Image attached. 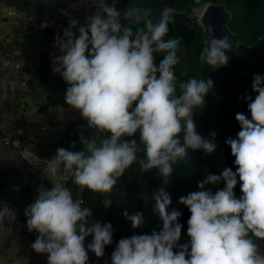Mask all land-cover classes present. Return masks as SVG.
Wrapping results in <instances>:
<instances>
[{
  "label": "clouds",
  "instance_id": "clouds-1",
  "mask_svg": "<svg viewBox=\"0 0 264 264\" xmlns=\"http://www.w3.org/2000/svg\"><path fill=\"white\" fill-rule=\"evenodd\" d=\"M145 15L142 8L117 9L115 0L111 4L99 0L96 12L82 25L71 18L62 35L55 36L58 54H53L52 72L67 84L64 102L95 134L81 135L80 150L56 149L43 169L52 187L37 185V195L24 209L27 230L38 233L30 247L47 254V264H87L89 251L104 257L105 246L113 241L111 224L93 221L91 208L73 198L67 181L71 179L81 192L87 188L109 193L138 163L141 173L155 168L167 184L173 166L189 149L205 155L216 149V133L203 138L193 119L194 109L205 105L213 81H178L174 66L180 41L165 39L170 14L165 11L156 23L145 20ZM121 19L145 21L144 27L133 32ZM208 32L198 59L217 69L228 63L226 52L232 45L227 36H213L211 27ZM160 52L167 54L157 64L154 53ZM252 92L254 98L244 96L250 118L237 113L240 131L225 141L235 157V171L225 168L220 175L206 174L198 190L179 198L190 212L187 242L178 243L181 214L167 211L171 197L160 188L153 208L162 221L160 231L120 238L111 264H264L253 239L264 240V77L254 76ZM136 134L138 139H125ZM140 152L143 158H138ZM220 180L222 189L213 193L206 188ZM238 183L239 197L234 192ZM123 216L134 229L144 223L143 212L129 215L125 210ZM15 218V210L0 203V224ZM88 236L92 239L85 246Z\"/></svg>",
  "mask_w": 264,
  "mask_h": 264
},
{
  "label": "trees",
  "instance_id": "trees-1",
  "mask_svg": "<svg viewBox=\"0 0 264 264\" xmlns=\"http://www.w3.org/2000/svg\"><path fill=\"white\" fill-rule=\"evenodd\" d=\"M107 3L111 4L113 0H108ZM206 3L221 5L226 10L227 17L224 24L237 47L249 52L254 45L264 41V0H166L162 4L174 10L169 12V32L165 39H179L180 41L176 52L179 60L174 66L178 81L186 82L189 78H210L213 81L212 90L205 96V105L201 109H194L193 119L198 133L203 138L211 139L209 134L211 132L216 133L214 140L216 149L208 155H205L201 150L193 151L189 149L185 159L173 166V172L169 176L167 184L164 183L162 177L157 175V169L154 168L151 171L141 173L139 164L134 163L118 179L117 185L113 187L111 192L107 193L105 199L96 198L95 192L87 188L83 192L77 191L78 186L69 180L66 186L72 191L73 198L82 197V207L91 208V219L99 221L102 225L110 223L113 228V241L110 245L105 246L104 257L97 264H105L106 258H108V264H111V253L120 238L129 237L133 234H151L153 230L160 231L162 221L158 213L153 211L155 205L154 194L160 188H164L171 197V203L167 211L176 210L181 214L178 217V222L183 227L178 243L187 242L189 239L186 234L187 220L190 212L186 206L179 203V198L186 196L191 191L198 190L197 184L205 178L206 174L220 175L225 168H232L235 171L236 166L233 163L235 157L231 155L230 147L225 143L229 137L236 138V134L240 131L238 122L230 118V111L234 106L233 97L228 84L218 76L217 69H213L199 61L198 57L204 47L203 41L208 36L196 17L190 16L194 8ZM115 6L117 9L139 8L138 0H115ZM160 15L161 13L153 23L158 22ZM120 22L125 27L131 28L133 32L137 28L144 27V23L130 24L122 19ZM166 54V52L154 53L155 62L158 64ZM232 73L239 78L242 84L240 112L250 118L244 96L255 97L256 93L252 92L253 78L255 75L264 77V65L248 75H240L235 71H232ZM66 88L67 84L65 83V89L61 93L62 97L59 101L47 97L46 101L40 105L39 110L44 111L56 102L62 107H70L64 102ZM177 94H179L178 88ZM81 120L78 117V121ZM72 123L74 135L67 136L66 139L68 142L75 143L80 132L76 130L75 123L73 121ZM93 134H95L94 130ZM125 139H138V134L134 137H125ZM137 155L138 158H143V152ZM223 187V180L214 185H206V188H210L213 193ZM234 192L237 197L241 194L239 183ZM125 210L129 215L143 212L144 223L134 229L131 222L123 216ZM24 222L26 224V217ZM88 238L92 239L91 236L86 237V239Z\"/></svg>",
  "mask_w": 264,
  "mask_h": 264
},
{
  "label": "crops",
  "instance_id": "crops-1",
  "mask_svg": "<svg viewBox=\"0 0 264 264\" xmlns=\"http://www.w3.org/2000/svg\"><path fill=\"white\" fill-rule=\"evenodd\" d=\"M1 6L31 12L41 18L55 17L63 24H68L71 18L77 19L79 23L83 21V11L76 0H0ZM62 9L68 10L69 16L58 14ZM55 49L56 45L47 46L41 44L35 36L23 35L17 24L0 10V130L21 127L22 145L40 160L51 159L58 147L80 150V137L82 131L87 128L86 121H78V112L70 107H62L58 102L40 111L39 107L47 97L59 101L63 91L52 83L36 89L22 88L19 83L20 71L4 66L1 56L6 50L27 56L41 54L46 65L53 67V54H58ZM72 121L80 132L75 143L68 142L62 130L66 123ZM90 130L93 133V130ZM44 168L42 163L35 164L22 158L16 147L1 145L0 203L19 207L24 213L29 204H24L23 201L26 198L34 200L37 185L48 189L52 187L51 181L43 172ZM51 180L56 182L55 177ZM37 235L35 231L18 230L5 220L0 224V264H47V254L37 253L30 247Z\"/></svg>",
  "mask_w": 264,
  "mask_h": 264
},
{
  "label": "built area",
  "instance_id": "built-area-1",
  "mask_svg": "<svg viewBox=\"0 0 264 264\" xmlns=\"http://www.w3.org/2000/svg\"><path fill=\"white\" fill-rule=\"evenodd\" d=\"M76 2L81 6L83 11V21L79 24L85 22V18L88 15L94 14L97 10V5L99 0H76ZM108 2V0H106ZM139 8H142L139 6ZM143 9V8H142ZM198 9V7L196 8ZM1 13L6 17L10 18L13 22L17 24L20 32L25 36H35L37 40L44 45L54 46V39L56 35H62L63 30L68 26V24H63L57 18H41L31 12H24L18 9H15L10 6H1ZM144 10V9H143ZM165 11L172 12L174 11L170 7L162 5L160 13ZM197 12V10H195ZM145 12V20H152L151 16ZM58 14L64 16H69L68 10L62 9L58 11ZM197 16L196 13H194ZM123 20V19H122ZM130 24H143L145 21L140 23H135L131 20H123ZM75 31V30H74ZM78 35V32L76 33ZM2 63L4 66L11 67L13 69H20V85L22 88H41L46 86L49 83H52L60 91L65 89V82L59 76V74H53L52 67L47 66L41 54L33 55H24L13 50H6L1 56ZM64 136H73L74 128L71 123H66L63 128ZM22 128L21 127H12L8 130H0V146L1 145H10L16 147L18 153L22 158L31 160L33 163L38 164L42 163L45 167L47 165V160H40L31 150L22 145L21 142ZM56 181V177H55ZM70 182L71 179H70ZM69 183L67 181L66 185ZM77 191H80L77 187ZM106 193H96L95 196L98 199H105ZM74 199H82V197L77 196ZM83 200V199H82ZM33 200L25 199L24 204H30ZM16 212V218L14 222H10L18 230L27 229L24 222L23 212L19 207H11ZM94 221V219H92ZM91 242V238L85 240V246ZM89 260L87 264H97L101 258H97L94 253L88 252ZM106 258L105 260H107Z\"/></svg>",
  "mask_w": 264,
  "mask_h": 264
},
{
  "label": "water",
  "instance_id": "water-1",
  "mask_svg": "<svg viewBox=\"0 0 264 264\" xmlns=\"http://www.w3.org/2000/svg\"><path fill=\"white\" fill-rule=\"evenodd\" d=\"M166 0H138V4L151 16L152 19H157L160 14L162 4ZM197 10V9H196ZM200 10V11H199ZM199 18L197 21L205 34L209 37L208 28H212V35L216 38L228 37L229 43L232 45V50L226 52L229 60L224 66L217 68V74L229 86L231 91L234 106L230 111V118L235 120V116L240 112V104L242 101V84L239 78L232 73L235 71L240 75H248L264 65V41L254 45L249 52L237 47L230 34L225 27V19L227 17L226 10L221 5L202 4L198 7ZM19 71L21 70L18 69Z\"/></svg>",
  "mask_w": 264,
  "mask_h": 264
},
{
  "label": "rangeland",
  "instance_id": "rangeland-1",
  "mask_svg": "<svg viewBox=\"0 0 264 264\" xmlns=\"http://www.w3.org/2000/svg\"><path fill=\"white\" fill-rule=\"evenodd\" d=\"M198 7H200V6H198ZM196 8H194L193 9V12H192V14L190 15V16H195L194 15V13H196ZM197 14V13H196ZM196 17V19L198 20V18H199V15L197 14V16H195ZM199 22V21H198ZM82 135L85 137V138H88V137H90L91 135H94L93 133H92V131L90 130V129H88V128H85L83 131H82ZM104 136H106L107 134H103ZM80 146L81 147H83V145L80 143ZM254 241L258 244V246H259V252H260V254H262V255H264V248H263V246H264V241L263 240H260V239H254Z\"/></svg>",
  "mask_w": 264,
  "mask_h": 264
},
{
  "label": "bare ground",
  "instance_id": "bare-ground-1",
  "mask_svg": "<svg viewBox=\"0 0 264 264\" xmlns=\"http://www.w3.org/2000/svg\"><path fill=\"white\" fill-rule=\"evenodd\" d=\"M197 10H198V9H197ZM199 11H200V10H199ZM196 13L199 15V12H198V11H197Z\"/></svg>",
  "mask_w": 264,
  "mask_h": 264
}]
</instances>
